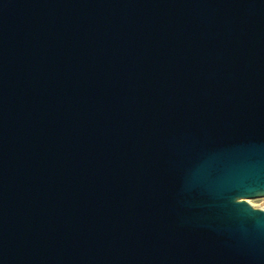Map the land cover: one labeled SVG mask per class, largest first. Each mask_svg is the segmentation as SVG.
I'll use <instances>...</instances> for the list:
<instances>
[{"label": "water", "instance_id": "1", "mask_svg": "<svg viewBox=\"0 0 264 264\" xmlns=\"http://www.w3.org/2000/svg\"><path fill=\"white\" fill-rule=\"evenodd\" d=\"M264 0H0V264H264Z\"/></svg>", "mask_w": 264, "mask_h": 264}, {"label": "rangeland", "instance_id": "2", "mask_svg": "<svg viewBox=\"0 0 264 264\" xmlns=\"http://www.w3.org/2000/svg\"><path fill=\"white\" fill-rule=\"evenodd\" d=\"M248 202L251 204L253 208L264 210V197L249 199Z\"/></svg>", "mask_w": 264, "mask_h": 264}]
</instances>
